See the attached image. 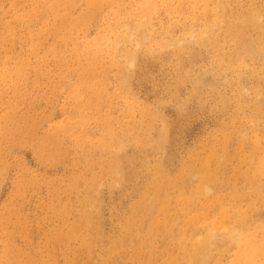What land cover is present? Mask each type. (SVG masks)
<instances>
[{
	"label": "rangeland",
	"instance_id": "374dc122",
	"mask_svg": "<svg viewBox=\"0 0 264 264\" xmlns=\"http://www.w3.org/2000/svg\"><path fill=\"white\" fill-rule=\"evenodd\" d=\"M261 167L264 0H0V264H242Z\"/></svg>",
	"mask_w": 264,
	"mask_h": 264
},
{
	"label": "bare ground",
	"instance_id": "6f19581e",
	"mask_svg": "<svg viewBox=\"0 0 264 264\" xmlns=\"http://www.w3.org/2000/svg\"><path fill=\"white\" fill-rule=\"evenodd\" d=\"M260 14H261V13H260ZM249 15H250V14H249ZM218 16H219V15H218ZM250 16H251V15H250ZM254 16H255V19H254ZM254 16H251V17H250L251 21H248V22H247L248 24L246 23V21L242 22L243 27H241L239 30H236V31H235V34H234V37H233L234 39H233V40H234V42H236V44H237V49H240V48L242 49V47L244 46V45H243V44H244V39L247 40L246 38H244V37H245V34H247V29H248L250 26L254 25V24L257 22V21H255V20H259V19H260V16H258L259 18L256 17L257 15H255V12H254ZM261 16H262V15H261ZM220 22H221V21H220ZM258 22L260 23V20H259ZM126 23H127V22H126ZM259 23H258V24H259ZM256 24H257V23H256ZM256 24H255V25H256ZM128 25H129V24H128ZM255 25H254V26H255ZM241 26H242V25H241ZM254 26H253V27H254ZM127 27H128V26H127ZM253 27H252V28H253ZM255 27H257V25H256ZM250 28H251V27H250ZM139 31H140V30H139ZM203 31H204V30H203ZM245 31H246V33H245ZM205 32H206V30H205ZM205 32H202V33H205ZM130 35H132V34H130ZM195 37H196V36H195ZM246 37H247V36H246ZM193 40H194V39H193ZM249 46H250V45H249ZM235 47H236V46H235ZM243 48H244V47H243ZM232 51H233V50H232ZM244 53H245V52H244ZM244 53H243V54H244ZM237 56H238V55H237ZM237 56H235V57H237ZM225 57H226V56H225ZM227 59H228V58H227ZM228 61H229V60H228ZM240 63H241V62H240ZM93 74H94V72H93ZM94 75H95V74H94ZM95 90H96V89H95ZM241 90H242V89H241ZM113 143H114V141H113ZM117 145H118V144H117ZM107 146H108V145H107ZM94 150H95V149H94ZM61 152H62V151H61ZM65 155H66V154H65ZM116 156H117V155H116ZM65 158H66V157H65ZM63 159H64V158H62V160H63ZM261 160H262V159H261ZM114 161H115V160H114ZM249 162H250V161H249ZM158 166H159V165H158ZM159 167H160V166H159ZM112 168L114 169V167H112ZM258 169H259V168H258ZM157 170H158V169H157ZM157 170H156V171H157ZM190 170H191V169H190ZM246 170H247V169H246ZM259 170L261 171V170H264V169H262V167H261V169H259ZM160 171H161V170H160ZM160 171H159V172H160ZM193 172H194V171H193ZM156 173H157V172H156ZM189 173H190V172H189ZM189 173H188V174H189ZM190 174H191V173H190ZM193 174H194V173H193ZM193 174H192V175H193ZM157 175H160V174L158 173ZM183 175H184V174H183ZM196 175H197V174H196ZM196 175H195V176H196ZM159 177H160V176H159ZM187 177H188V176H187ZM190 177H191V176H190ZM205 177H206V176H205ZM202 178H203V177H202ZM154 179H155V178H154ZM205 179H206V178H205ZM207 179H208V178H207ZM207 179H206V181H207ZM210 179H211V178H210ZM210 179H209V180H210ZM158 181H160V180H158ZM204 181H205V180H204ZM211 181H212V180H211ZM209 182H210V181H209ZM158 183H159V182H158ZM207 183H208V182H207ZM155 184H157V183H155ZM200 184H201V183H200ZM157 185L159 186V184H157ZM206 185H207V184H206ZM89 187H90V185H89ZM155 187H157V186H155ZM203 187H205V184H204ZM204 189H205V188H204ZM208 189H209V188H208ZM157 190H158V189H157ZM180 190H181V189H180ZM202 190H203V188H202ZM181 191H182V190H181ZM207 191H208V190H207ZM148 192H149V191H148ZM158 192H159V191H158ZM160 192H161V190H160ZM208 192H209V191H208ZM155 194H156V193H155ZM158 194H159V193H157V195H158ZM159 195H160V194H159ZM148 196H149V195H147V199H148ZM158 197H159V196H158ZM158 197H157V198H158ZM92 198H93V197H92ZM90 199H91V198H90ZM88 200H89V198H88ZM140 200H141V199H140ZM91 201H92V200H91ZM89 202H90V201H89ZM152 202H153V201H152ZM140 204H141V203H140ZM139 206H140V205H139ZM220 207H221V206H219V209H220ZM145 210H146V209H145ZM221 210H222V209H221ZM200 213H201V212H200ZM219 213H221V212H219ZM219 213H218V215H219ZM86 214H87V213H86ZM88 214H89V213H88ZM142 214H143V213H142ZM222 214H223V213H222ZM193 215H194V214H193ZM191 216H192V214H191ZM203 216H204V215H203ZM84 217H86V215H85ZM91 217H92V216H91ZM205 217H206V216H204V218H205ZM86 218H87V217H86ZM191 218H194V220H195V219H196V216H195V217L193 216V217H191ZM240 218H242V217H240ZM82 219H83V218H82ZM84 220H85V218L83 219V221H84ZM92 220H93V219H92ZM172 220H173V219H172ZM194 220H192V221L195 222L196 220H199V219L197 218L195 221H194ZM212 220H213V219H212ZM214 220H217V219H214ZM234 220L236 221V219H233V221H234ZM139 221H140V220H139ZM174 221H175V220H174ZM199 221H200V220H199ZM84 222H87V221H84ZM84 222H83V224H86V223H84ZM175 222H176V221H175ZM201 222H202V221H201ZM220 222H221V221H220ZM220 222H217V223L219 224ZM222 222H223V221H222ZM222 222H221V223H222ZM81 223H82V222H81ZM81 223H80V224H81ZM88 223H89V220H88ZM199 224H200V223H199ZM213 224H214V223H213ZM224 224H225V222H224ZM236 224H237V223H236ZM152 225H153V224H152ZM219 225H222V228H225V227H226V226L223 227V226H224L223 224H219ZM213 226H215L214 228H216V225H215V224H214ZM213 226H212V227H213ZM158 227H159V226H158ZM208 227H209V226H208ZM254 227H256V226H254ZM261 227H262V226H261ZM204 228H205V227H204ZM220 228H221V227H220ZM222 228H221V229H222ZM262 228H264V227H262ZM155 230H156V229H155ZM208 230H212V231H213V228H212V229H209V228H208ZM218 230H219V229H218ZM226 230H227V229H226ZM255 230H256V228H255L254 230H252V231H255ZM257 230H258V229H257ZM212 231H211V232H212ZM252 231H250V232H252ZM228 232H229V231H228ZM255 232H256V231H255ZM261 232H264V230L261 229ZM261 232H260L259 235H262ZM253 233H254V232H253ZM253 233H252V234H253ZM191 234H192V233H191ZM224 234H225V233H224ZM224 234H223V237H221V238H224V237L226 238V235H224ZM228 234H229V233H228ZM228 234H227V235H228ZM246 234L249 235L250 233H247V232H246ZM254 234H255V233H254ZM230 235H231V237H234L235 239H236V238H239V243H240L241 247L243 246L242 248L239 246V247L241 248V250H240V248H238L239 251H237V252H238V254H236V255H238L237 257H239V254H240V253L242 254V252H243L244 255H247V256H249V258H251V256L253 255V253H254L255 251H254L252 248H250V246H251V247L253 246V245H250V244H251V243L254 244L255 242H254V241L251 242V240H249V241L247 242V238L244 236L245 233H244V235H240V234H239L237 231H235V230H232V233H231ZM248 235H247V236H248ZM199 236H201V235H199ZM238 236H239V237H238ZM262 236H264V235H262ZM231 237H230V238H231ZM248 237H249V236H248ZM253 237H254V235H253ZM195 238H197V237H195ZM256 238H257V237H256ZM182 239H183V237H182ZM182 239H181V240H182ZM186 239H187V238H185V240H186ZM190 239H191V238H190ZM211 239H212V238H211L209 235H208V236L206 235V237H205L204 240H202V241H200V239H199L198 242H195V245L191 244V245L194 246V247L192 246L193 250H195L197 253H198L199 251H200V252H203L204 249H206V245L212 242V241L210 242ZM213 239H216V237H215V238L213 237ZM218 239H219V238H218ZM249 239H251V238L249 237ZM259 239L262 240V239H264V238H262V239L259 238ZM91 240H92V239H91ZM181 240H180V241H181ZM196 241H197V240H196ZM231 241H232V240H231ZM235 241H236V240H235ZM258 241H259V240H258ZM262 241H264V240H262ZM178 242H179V241H178ZM182 242H183V241H182ZM232 242H233V241H232ZM232 242H231V243H232ZM249 242H250V243H249ZM253 242H254V243H253ZM260 242H261V241H260ZM260 242H257L258 245H255L253 248H255V249L258 248V250L264 248V244H262V243H264V242H262V243H260ZM174 243H175V242H174ZM193 243H194V242H193ZM218 243H219V242H218ZM243 243H244V245H243ZM248 243H249V245H248ZM179 244H180V242H179ZM234 244H235V243H234ZM121 245H122V244H121ZM235 245L238 246L239 244H237V242H236ZM260 245H261L262 248L260 247ZM212 246H213V245H212ZM236 246H235V247H236ZM244 246H246V248H245ZM207 247H208V246H207ZM259 247H260V248H259ZM166 248H167V247H166ZM187 248H189V247H188L187 245L184 246V244L182 243V250H183V252H186V251H187ZM173 249H175V248H173ZM236 249H237V248H236ZM238 249H237V250H238ZM207 250H208V249H207ZM258 250L256 249V252H255L256 256L259 255V251H258ZM261 251H262V250H260V252H261ZM191 252H192V250H191ZM204 252H205V254H206V251H204ZM233 252H234V251H233ZM252 252H253V253H252ZM234 253H236V250H235ZM234 253H233V255H234ZM243 254H242V257H241V259H240V261H243V259H244V261L241 262L242 264H243V263H244V264H245V263L248 264V263H250V262H248V261H253V260H249V259L245 256V258L248 259V261L246 262V261H245V258H243V257H244ZM262 254H264V253H262ZM262 254H260V255H262ZM185 255H186V254H185ZM185 255H184V256H185ZM189 255H190V253H189ZM200 255H201V254H200ZM200 255H199V256H200ZM203 255H204V254H203ZM236 255H235V256H236ZM260 255H259V256H260ZM206 256H207V255H206ZM240 256H241V255H240ZM253 256H255V255H253ZM259 256H257V258H258ZM261 257H262V256H261ZM203 258H204V257H203ZM235 258H236V257H235ZM239 258H240V257H239ZM239 258H237V259H239ZM254 258H255V257H254ZM201 259H202V258H201ZM237 259H236V260H237ZM251 259H252V258H251ZM111 260H112V259H111ZM261 261L264 262V260H262V259H261ZM234 262H235V260H234ZM237 262H238V261H237ZM257 262H258V261H257ZM262 262H261V264H264V263H262ZM75 263H76V262H75ZM180 263H181V262H180ZM232 263H233V261H232ZM251 263H252V262H251ZM255 263H256V262H255ZM233 264H235V263H233ZM252 264H253V263H252ZM257 264H258V263H257Z\"/></svg>",
	"mask_w": 264,
	"mask_h": 264
}]
</instances>
